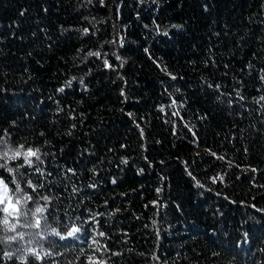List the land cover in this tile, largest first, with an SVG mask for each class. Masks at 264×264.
<instances>
[{
    "label": "trees",
    "instance_id": "16d2710c",
    "mask_svg": "<svg viewBox=\"0 0 264 264\" xmlns=\"http://www.w3.org/2000/svg\"><path fill=\"white\" fill-rule=\"evenodd\" d=\"M262 78L264 0H0V264H264Z\"/></svg>",
    "mask_w": 264,
    "mask_h": 264
},
{
    "label": "snow or ice",
    "instance_id": "6c2138e0",
    "mask_svg": "<svg viewBox=\"0 0 264 264\" xmlns=\"http://www.w3.org/2000/svg\"><path fill=\"white\" fill-rule=\"evenodd\" d=\"M84 31L87 32L88 30L85 29ZM165 34H167V33H165ZM89 55H90V56H91V55H94V56L99 57V56L101 55V53H100V52H94V53H91V52H90ZM105 55H106V54H105ZM117 59H119V57H117ZM104 66H105L106 68L111 67V65L109 64V62H108L107 59L104 60ZM73 79H75V77H73ZM173 79H175V77H173ZM262 79H264V78H262ZM68 84L70 85V84H71V81H69ZM209 87H212V85H209ZM216 87L219 88L220 86L217 85ZM58 91L63 92V91H64V88L62 87V88L58 89ZM121 95H123V90L121 91ZM239 95H240V93H237V96H239ZM260 99H261V100H264V95H262V96L260 97ZM175 103H176V101L173 100V101H172V104L175 105ZM161 110H163V106H161ZM173 115H178V113H173ZM189 130L191 131V129H189ZM142 134H143V133H142ZM214 155H215V154H214ZM221 158H222V157H221ZM122 162L126 164V163H127V160H124V161H122ZM141 171H142V170H141ZM252 171H255V169H253ZM220 179L222 180L223 177H220ZM213 182H215V178H214ZM113 183H115V180H113ZM157 191H159V189H158ZM153 203L155 204L156 202H153Z\"/></svg>",
    "mask_w": 264,
    "mask_h": 264
},
{
    "label": "rangeland",
    "instance_id": "374dc122",
    "mask_svg": "<svg viewBox=\"0 0 264 264\" xmlns=\"http://www.w3.org/2000/svg\"><path fill=\"white\" fill-rule=\"evenodd\" d=\"M0 203L3 204V207L7 211H15V209H16V204L13 203L9 199L7 192H6L5 185L2 183L1 180H0Z\"/></svg>",
    "mask_w": 264,
    "mask_h": 264
}]
</instances>
